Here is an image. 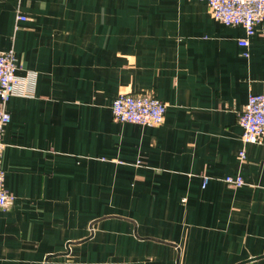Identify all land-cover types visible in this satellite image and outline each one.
Masks as SVG:
<instances>
[{
	"label": "crops",
	"instance_id": "obj_1",
	"mask_svg": "<svg viewBox=\"0 0 264 264\" xmlns=\"http://www.w3.org/2000/svg\"><path fill=\"white\" fill-rule=\"evenodd\" d=\"M245 36L207 0H0V51L32 89L6 105L0 264H264V144L239 123L264 21L248 55ZM122 92L165 121L115 122Z\"/></svg>",
	"mask_w": 264,
	"mask_h": 264
},
{
	"label": "built area",
	"instance_id": "obj_2",
	"mask_svg": "<svg viewBox=\"0 0 264 264\" xmlns=\"http://www.w3.org/2000/svg\"><path fill=\"white\" fill-rule=\"evenodd\" d=\"M212 16L226 25L242 26L246 36L239 39L248 55L250 37L257 26L264 21V0H207ZM25 16L19 15V19ZM18 65L14 50L0 51V209H10L16 200L15 195L6 188L3 167L6 143L3 136L11 121L7 102L15 95H29L32 89L26 86V80L17 73ZM167 104L157 97L146 93L122 92L112 103V117L115 122H132L157 126L165 121ZM239 123L243 128L242 141L264 144V92L250 93L245 108L239 113ZM246 159L245 150L240 152ZM225 182L232 187L244 184L241 176H227ZM209 181L204 177L203 185Z\"/></svg>",
	"mask_w": 264,
	"mask_h": 264
}]
</instances>
